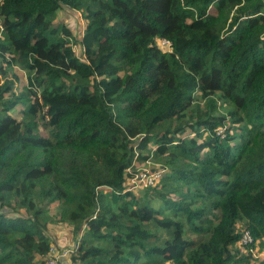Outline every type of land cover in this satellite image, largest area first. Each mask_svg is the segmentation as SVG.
Wrapping results in <instances>:
<instances>
[{"label": "trees", "instance_id": "16d2710c", "mask_svg": "<svg viewBox=\"0 0 264 264\" xmlns=\"http://www.w3.org/2000/svg\"><path fill=\"white\" fill-rule=\"evenodd\" d=\"M0 68V264H45L53 222L70 264L264 249V0H1ZM146 162L161 175L138 193Z\"/></svg>", "mask_w": 264, "mask_h": 264}, {"label": "rangeland", "instance_id": "374dc122", "mask_svg": "<svg viewBox=\"0 0 264 264\" xmlns=\"http://www.w3.org/2000/svg\"><path fill=\"white\" fill-rule=\"evenodd\" d=\"M59 19L65 22L67 26L71 28L73 35H74L73 48L75 50V53L79 57L84 58L85 51H84V47L82 43L80 42V40H82L81 38L84 33L85 21L84 19L81 18L80 12L72 8H69L67 6H64L58 12L57 21H59ZM14 71H16L20 77V80L17 82L16 90L22 89L27 84V77L22 69L14 68L11 71V74ZM2 79H3V68H0V81H2ZM19 109H20V106H18L17 109H15V111L13 112L17 116L19 114ZM41 133L45 134V130L41 129ZM152 166H154L152 162H146L143 164L142 168L143 170L145 169L150 170ZM140 187H142L141 182H139L134 187V190H136L138 193H142L145 188H140ZM245 227L246 225L244 224V222L239 221L240 231L244 230ZM48 233L50 237L54 240L52 242V245L55 246L57 249H70V252L75 249V246L77 243L73 235L72 224L68 222H53L49 224ZM187 235H188V238H193L194 240L205 239L207 237L206 235L193 234V232L188 233ZM253 253L256 259L252 260L251 264H260L261 260L264 258V249L254 248ZM69 257L70 255L68 253V255L61 261L60 264H70ZM38 264H42V263L38 261Z\"/></svg>", "mask_w": 264, "mask_h": 264}, {"label": "built area", "instance_id": "2783aa9c", "mask_svg": "<svg viewBox=\"0 0 264 264\" xmlns=\"http://www.w3.org/2000/svg\"><path fill=\"white\" fill-rule=\"evenodd\" d=\"M162 42L167 43L168 41L163 40ZM160 175V172L151 173L149 170H143L135 176V180L143 182L145 185H151ZM241 241L246 245H250L254 242V237L249 229H244L241 231ZM69 252L70 249H57L52 245L50 246L45 264H60Z\"/></svg>", "mask_w": 264, "mask_h": 264}]
</instances>
